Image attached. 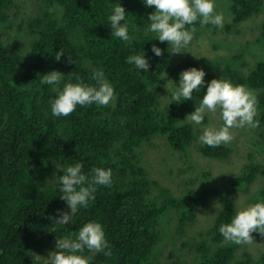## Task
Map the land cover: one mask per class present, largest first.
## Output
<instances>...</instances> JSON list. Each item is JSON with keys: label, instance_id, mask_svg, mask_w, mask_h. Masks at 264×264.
<instances>
[{"label": "trees", "instance_id": "obj_1", "mask_svg": "<svg viewBox=\"0 0 264 264\" xmlns=\"http://www.w3.org/2000/svg\"><path fill=\"white\" fill-rule=\"evenodd\" d=\"M36 2L38 12L32 14L33 25L25 33L28 44L23 50L18 32L5 41L21 25V4L0 0V264H35L36 254L56 240L75 239L80 228L91 221L104 226L112 256L85 249L83 255L90 257V264H161L156 259L163 232L159 227L169 220V214L174 213L175 232L183 236L196 221L197 207L207 206L210 197L219 192L208 186L205 175V186H189L174 195L150 178L141 148L160 139L173 151L185 152L195 139L187 118L193 105L200 103L203 90L192 100L169 104L167 93L164 100L163 75L173 68L172 49L148 31L147 17L154 8L145 7L143 0ZM229 2L228 31L238 32L243 22L264 13V0ZM119 3L126 10L128 42L112 36L108 19ZM195 27L201 28L199 22ZM153 45L162 50L161 56L151 51ZM253 46L264 54V20ZM60 49L65 53L57 61ZM142 52L149 63L147 72L127 62L130 55ZM69 56L74 62H68ZM98 69H103L114 87L113 101L106 107L77 106L68 117L52 116L50 102L56 93L52 85L41 83L42 76L53 70L61 72L62 89L66 83H76L77 75L84 83L95 84L91 77ZM223 74L233 84L258 90L257 119L259 129L264 128V61L248 75L239 74L230 64ZM231 149L225 144L199 146L204 157L216 160L227 159ZM248 159L241 174L227 182L230 189H246L261 170L264 173V165L253 153ZM76 162L83 165L85 174L94 167L111 168L113 183L111 187L97 186L95 200L87 209L79 208L67 225L56 224L55 218L67 206L60 199L58 179L63 168ZM258 200L264 201V184L249 201ZM235 214V205L226 197L212 224L199 232L197 240L185 244L198 263L264 264V252L254 258L244 251L237 258L236 244H224L218 229Z\"/></svg>", "mask_w": 264, "mask_h": 264}, {"label": "clouds", "instance_id": "obj_2", "mask_svg": "<svg viewBox=\"0 0 264 264\" xmlns=\"http://www.w3.org/2000/svg\"><path fill=\"white\" fill-rule=\"evenodd\" d=\"M143 3L145 7L154 8L147 17L150 21L148 31L155 33L156 39L160 42L171 45V54L186 53L182 50L188 48L193 41L197 22L201 27L210 24L221 29L225 23L224 13L216 11L215 0H143ZM125 17L126 10L119 3L113 8L108 19L113 30L112 36L128 42L131 37ZM197 43L206 46L208 42L201 39ZM151 51L157 57L162 55V50L156 45L152 46ZM64 53L60 49L56 52L55 59L59 61ZM68 62H74L71 56ZM127 62L135 65L140 71H148L149 63L144 52L130 55ZM205 75L202 69L195 67L182 71L178 86L171 93L169 104L192 100L193 92L199 93L205 84ZM63 77L61 72L53 70L43 75L41 79L42 84L52 85V91L56 93L50 102L51 114L54 117H68L76 111L77 106L95 104L106 107L115 97L114 87L105 78L103 69H98L92 74L91 79L95 84L84 83L77 75L76 83H66L61 89L59 84ZM258 104V90L250 89L244 84H233L227 79L214 78L208 82L205 94L195 107V111L188 115V120L200 125L203 124L206 114L215 115L219 112L222 125L219 128L205 126L199 137L201 143L210 148H217L234 140L232 129L260 128V121L257 119ZM61 167V164L56 165L58 171H61ZM58 183L59 191L62 193L60 199L67 203L70 212L60 213L55 218V223L67 225L79 208L87 209L90 202L95 200L97 186H112L113 172L111 168L94 167L89 174H85L83 165L76 162L63 168ZM218 230L227 242L236 245L253 244V233L264 236V201L258 200L239 209L231 222L221 224ZM56 248L58 251L49 253V264H90V257L83 255L85 249L89 252L103 253L106 257L112 256L104 226L95 221L85 223L75 239L65 237L56 240Z\"/></svg>", "mask_w": 264, "mask_h": 264}, {"label": "rangeland", "instance_id": "obj_3", "mask_svg": "<svg viewBox=\"0 0 264 264\" xmlns=\"http://www.w3.org/2000/svg\"><path fill=\"white\" fill-rule=\"evenodd\" d=\"M21 4L22 22L18 28H14L7 35L5 41L10 36L19 33L22 48L25 50L27 46L26 31L32 27V14L38 12V4L36 0H18ZM216 11L223 12L225 23L223 28L212 29L210 24L205 27L198 28L193 41L188 48L183 49L186 53L172 54L173 68L171 71L163 75L162 96L166 100V93L169 98L171 91L179 82V75L182 71L189 68L202 69L206 75L204 77L205 84L201 87V94L206 92L207 84L212 79H227L223 74V69L227 64L234 67L239 74L248 75L250 71L260 61H264V54L260 55L256 51L253 43L256 42L260 25L264 20V13L258 17L243 22L238 32L225 30V26L231 22L230 2L229 0H215ZM10 18V17H9ZM216 28V27H215ZM3 38V37H2ZM201 39L206 40V46L197 43ZM11 40V39H10ZM172 49V46H171ZM191 52V53H187ZM228 80V79H227ZM173 83H172V82ZM193 99L198 95L193 92ZM201 99V97H200ZM193 105L191 113L195 111ZM190 113V114H191ZM187 122L193 126L195 131V139L185 152L173 151L164 140L152 139L150 144L144 145L141 150L143 153L144 168L150 178L157 181L162 187L168 188L174 195H180L182 190L189 186L202 187L205 186L203 177L207 175L208 186L217 187L219 193L210 197L207 206L197 207V216L194 224L188 226L183 236H178L175 232L176 220L175 215L171 212L169 220H166L160 229L162 239L156 249V259L161 264H170L179 262L180 264H201L198 263L195 253L185 244L197 240L199 232L207 229L213 222L218 211L224 205L226 197L235 205L236 212L245 208L250 204V197L259 190L264 184V173L258 174L256 181L242 190L230 189L227 182L230 178L238 176L243 171V167L249 161V155L254 154L257 161L264 165V128L249 129H232L234 140L227 145L231 146V153L225 160L209 159L199 152V137L202 135L205 126L212 125L219 128L223 121L219 117V112L215 115L206 114L203 124L197 125L188 120ZM207 186V187H208ZM206 188V187H205ZM63 212H70L68 205ZM169 231V232H168ZM167 232L170 233L167 236ZM224 244L230 243L224 239ZM236 257H241L244 251L249 252L258 258L264 252V237L260 234L253 237L251 245H236ZM58 251L56 243L50 244L43 253L35 255V264H46L49 259V253Z\"/></svg>", "mask_w": 264, "mask_h": 264}]
</instances>
